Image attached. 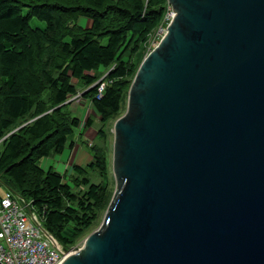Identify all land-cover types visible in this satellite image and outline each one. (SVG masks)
<instances>
[{
	"label": "water",
	"instance_id": "95a60500",
	"mask_svg": "<svg viewBox=\"0 0 264 264\" xmlns=\"http://www.w3.org/2000/svg\"><path fill=\"white\" fill-rule=\"evenodd\" d=\"M167 3L113 122L103 218L59 264H264V0Z\"/></svg>",
	"mask_w": 264,
	"mask_h": 264
},
{
	"label": "trees",
	"instance_id": "16d2710c",
	"mask_svg": "<svg viewBox=\"0 0 264 264\" xmlns=\"http://www.w3.org/2000/svg\"><path fill=\"white\" fill-rule=\"evenodd\" d=\"M169 7L167 0H0V182L29 202L64 248L109 203L105 126L121 115L148 40ZM79 17L89 25L78 24ZM32 18L44 26H32ZM77 86L85 88L81 96L100 124L88 163L72 165L71 186L65 174L38 161L61 153L74 143L75 130L81 137L94 124V116L81 121L68 109Z\"/></svg>",
	"mask_w": 264,
	"mask_h": 264
},
{
	"label": "built area",
	"instance_id": "2783aa9c",
	"mask_svg": "<svg viewBox=\"0 0 264 264\" xmlns=\"http://www.w3.org/2000/svg\"><path fill=\"white\" fill-rule=\"evenodd\" d=\"M172 16L169 7L157 32L148 40L147 53L162 37ZM103 86V83L99 86V92ZM42 228L37 215L29 210L28 202L9 190L0 194V263L59 264L71 251L57 241L53 244Z\"/></svg>",
	"mask_w": 264,
	"mask_h": 264
},
{
	"label": "rangeland",
	"instance_id": "374dc122",
	"mask_svg": "<svg viewBox=\"0 0 264 264\" xmlns=\"http://www.w3.org/2000/svg\"><path fill=\"white\" fill-rule=\"evenodd\" d=\"M89 22L90 21L85 17H79L78 18V24H80L82 26H88ZM30 24L32 26H40V27L44 26V22L38 21L34 18L31 19ZM156 32H157V29L155 30V32L152 35H154ZM160 39H161V37L159 38V40ZM159 40L158 39L156 40V43L153 44L152 48L158 43ZM148 46H149V42H148ZM100 69H101L103 75L107 71V69H105L104 67H101ZM77 90H78V93L75 96L71 97V99H70V104L68 105V109L71 111L72 115L79 117L81 119V121H84L86 119V116L90 115L91 117H93L94 112L92 110L90 102L88 100H86L83 96H81V91L85 90V88H82L81 86H77ZM125 105H126V103H125ZM125 105L123 107L122 113L125 110ZM122 113H121V115H122ZM97 120L98 119H96V117H95L94 124H92V127L88 130V133L86 132V135L84 133L81 135V137H78V134H79L78 129L74 131L73 141L76 142V147H75V151L73 154L74 159L72 161L70 160V162L67 163V156L64 153L65 151H62L61 153H55V154H52L48 157L41 158L38 161L39 166H41L44 170H47L49 167H52L55 171H58L62 174H65V180H67V182L71 186H73V181L70 180V178H72V177H69V175L72 172L71 169H72V165L74 164L73 162L76 161L75 155L81 157V154L82 153L84 154L80 160L82 163L78 164V165L84 166L85 164L88 163V159H89V155H90L88 145H90V143H92V140L94 142L97 141L96 137H94V139H92V137H90L93 134L95 135V130L98 128V125L100 124L99 122H97ZM114 120L115 119L108 121L107 125L105 126L106 127L105 128L106 139H107L106 142L108 145V149H107V164H108L107 184L108 185L107 186L111 190V192L114 189V178H113V174H112V170H111L112 140H113L112 128H113ZM93 129H94V131H93ZM73 144L74 143H72L69 146H72ZM1 149H2V145L0 144V150ZM88 176L90 177L91 181H94V182L100 181V178L97 177V174L95 172H89ZM79 188L80 187H78V189ZM83 188L81 186V189H83ZM0 189L5 190V191L7 190V188L1 182H0ZM75 190H76V188H75ZM19 204H21V202H19ZM104 211L105 210L98 213L96 221L93 223V225L91 227H89L87 230H85L82 233V235L77 239L76 243L72 246H80V244L83 242V240L86 238V236L98 227V225L100 224V222L103 218Z\"/></svg>",
	"mask_w": 264,
	"mask_h": 264
},
{
	"label": "crops",
	"instance_id": "0c3cea01",
	"mask_svg": "<svg viewBox=\"0 0 264 264\" xmlns=\"http://www.w3.org/2000/svg\"><path fill=\"white\" fill-rule=\"evenodd\" d=\"M98 126H99V125H98ZM88 130H89V129H88ZM88 130L86 131L87 133H88ZM79 131H80V130H79ZM93 131H94V129H93ZM86 132H85V135H86ZM82 137H83V136H82ZM90 137H92V139H93V138H94V134H93L92 136H90ZM75 147H76V142H74V144H73L72 146H67L66 148L63 149V151H65V152H64L65 155L67 156V163H69L70 160L72 161V160L74 159L73 154H74V151H75ZM85 154H86V153H85ZM83 155H84L83 153L81 154V157L75 155V156H76V161H74L73 163H74V164H81L82 162H81L80 160H81V158H82ZM89 160H90V155H89V159H88V161H89ZM4 191H5V190L0 189V194H2Z\"/></svg>",
	"mask_w": 264,
	"mask_h": 264
}]
</instances>
